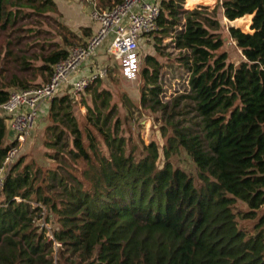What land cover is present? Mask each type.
Listing matches in <instances>:
<instances>
[{
	"label": "trees",
	"instance_id": "trees-1",
	"mask_svg": "<svg viewBox=\"0 0 264 264\" xmlns=\"http://www.w3.org/2000/svg\"><path fill=\"white\" fill-rule=\"evenodd\" d=\"M122 1L92 2L103 11ZM158 5V28L145 37L159 55L170 40L188 89L162 101V65L145 55L139 107L125 93L120 105L125 123L132 108L147 110L164 144L124 132L103 79L80 95L85 113L71 87L56 94L42 131L52 167L19 157L3 179L0 264H264V0H218L229 23L251 17V33L228 26L245 59L238 66L217 53L220 21L206 7ZM52 15L60 18L53 0H0V104L47 83L68 49L85 44L87 30L78 35ZM37 16L58 26L59 43H31L30 34L49 32L26 27ZM7 138L0 115V167L15 145ZM42 207L52 240L35 222Z\"/></svg>",
	"mask_w": 264,
	"mask_h": 264
},
{
	"label": "built area",
	"instance_id": "built-area-1",
	"mask_svg": "<svg viewBox=\"0 0 264 264\" xmlns=\"http://www.w3.org/2000/svg\"><path fill=\"white\" fill-rule=\"evenodd\" d=\"M158 16V3L146 0H123L110 10L94 9L92 17L99 25L98 31L87 39L84 45L68 49L66 58L54 65L50 80L41 86L15 90L9 94L8 99L0 104V115L8 123L15 145L10 147L0 167V189L5 174L20 154L22 143L35 126L39 104L51 100L58 90L68 83L71 74L84 61L90 59L105 40H108L106 53L118 61L121 77L127 81L136 80L140 70L139 44L145 36L157 30ZM106 75L107 69L100 67L94 69L88 76L76 79L71 84L72 96L78 97L89 85L96 80L104 79ZM49 239L52 240L51 235Z\"/></svg>",
	"mask_w": 264,
	"mask_h": 264
},
{
	"label": "rangeland",
	"instance_id": "rangeland-1",
	"mask_svg": "<svg viewBox=\"0 0 264 264\" xmlns=\"http://www.w3.org/2000/svg\"><path fill=\"white\" fill-rule=\"evenodd\" d=\"M88 1L93 6V0ZM189 3L193 7H186L184 9L193 10L199 9L200 7H206L207 13L213 18H216L218 19V21H220L218 34L222 39V46L217 51V53H225L227 55V62L232 63L234 66H238L242 61H244L245 59L242 56L241 51L236 47L235 42L229 37L228 26L232 25L235 28H238L243 33H251L249 27L251 17L240 18L233 21L232 23H229L226 19L223 18L221 10L217 7L218 0H189ZM92 9L94 10V7H92ZM93 10L91 12V17ZM40 17L41 16H37L35 17V19L26 21V27H30L34 30L41 29L49 32L48 34H41L40 36L36 37H34L33 34H30L31 36L29 38H32L31 43L36 42L38 47L44 42L50 43L49 41L59 43L60 39L58 33L60 30L58 26L52 20L42 19ZM52 18L57 19L62 23L61 18H57L55 15H52ZM37 21L41 23L38 24L36 23ZM169 41V39H164L160 43L159 46L161 47L162 55H159L156 52L154 40L152 39V37H144L139 44L140 66L142 65L145 55L154 56L162 65L159 74V82L163 90L161 94L162 101L170 100L174 96L182 94L188 89V74L185 69L182 68V66L179 65L177 61H175V57L178 56L179 52L173 48ZM35 48L34 50L37 52L38 50L37 48ZM107 63L109 64L107 66V75L102 80L101 87L106 88L113 93L114 101L119 106L118 115L123 118L125 110L121 108L120 95L121 93H125V95H127V97L134 103V105L139 107L138 98L140 77H138L134 81H126L121 77L119 63L116 59L110 58L107 60ZM67 91V88L65 90L59 89L57 95L62 92L65 93ZM82 96L79 95L78 97H75V99L78 100L77 102L79 104L81 103ZM79 110L82 113H85V108L81 104L79 106ZM131 110L133 113L131 120L125 123V120L123 118V124L125 123L123 127L124 132L132 133L134 140H140L139 142H142L145 145L150 142H155L161 147L164 144V139L161 138L158 126L159 124L154 122L153 116L145 109L132 108ZM37 120L30 135L21 145L19 156L14 160L11 166L16 162V160L19 159V157H23V161L25 164L29 163L35 167L41 166V168L43 169H46V167H52V164L49 162V160L44 157L45 148L43 146V134L42 131L36 130V126L38 123ZM42 211L43 217L37 219L35 222L37 225L44 228L47 231V235L49 236L55 227L52 223L45 222L44 220V216L47 215L46 208L42 207Z\"/></svg>",
	"mask_w": 264,
	"mask_h": 264
},
{
	"label": "crops",
	"instance_id": "crops-1",
	"mask_svg": "<svg viewBox=\"0 0 264 264\" xmlns=\"http://www.w3.org/2000/svg\"><path fill=\"white\" fill-rule=\"evenodd\" d=\"M53 1L57 6V10L60 14L62 23L65 24L72 32L81 35L82 29L87 30L86 33L89 34V36L84 37V39L87 40L98 31L99 25L91 17L93 6L88 0H53ZM146 1L158 3L159 0H146ZM107 46H108V40L103 41L102 44L97 48L93 56L90 59L84 61L77 68V70L71 74L68 83L64 84L61 90H65L67 88L69 91L71 84L76 79L80 77L88 76L96 68L105 67L107 69V66L109 65L107 63V60L111 58L106 53ZM49 101L50 100H45L41 102L38 106V120H37L38 123L36 126L37 127L36 130L43 131L44 129L46 123L45 118L49 108ZM5 125L8 131V138L6 140L7 141L14 140L13 134L8 129L7 121H5Z\"/></svg>",
	"mask_w": 264,
	"mask_h": 264
}]
</instances>
